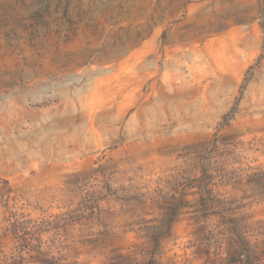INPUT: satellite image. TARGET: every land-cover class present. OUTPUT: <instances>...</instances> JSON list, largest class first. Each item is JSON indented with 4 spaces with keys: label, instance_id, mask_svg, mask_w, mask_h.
Segmentation results:
<instances>
[{
    "label": "rangeland",
    "instance_id": "374dc122",
    "mask_svg": "<svg viewBox=\"0 0 264 264\" xmlns=\"http://www.w3.org/2000/svg\"><path fill=\"white\" fill-rule=\"evenodd\" d=\"M237 225L264 264V0H0V264H245Z\"/></svg>",
    "mask_w": 264,
    "mask_h": 264
},
{
    "label": "trees",
    "instance_id": "16d2710c",
    "mask_svg": "<svg viewBox=\"0 0 264 264\" xmlns=\"http://www.w3.org/2000/svg\"><path fill=\"white\" fill-rule=\"evenodd\" d=\"M213 202H215V200H213ZM238 224V223H237ZM244 227H239V225H237V235L240 238V243H239V249L236 250V261L238 262H245V264H260L258 262V247L255 244L250 243L249 240L246 239V237L243 234V229ZM30 233L25 232V235H29ZM22 237H24V240L26 241V245L27 246H32V239L33 238H26L25 236L22 235ZM156 241L160 239L159 237V233H156V237H155ZM27 248V247H26ZM155 252H152V254ZM15 264H22L21 261L17 262ZM51 264H72L71 262L65 263L63 261V258H60L58 261H53L51 262ZM78 264V263H75ZM120 264H124L123 262ZM128 264H138L137 261L133 262H129ZM155 264V263H154Z\"/></svg>",
    "mask_w": 264,
    "mask_h": 264
}]
</instances>
